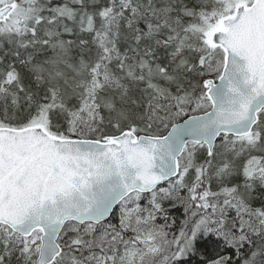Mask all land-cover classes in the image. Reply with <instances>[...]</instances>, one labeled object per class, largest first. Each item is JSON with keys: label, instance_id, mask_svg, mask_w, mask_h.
Returning <instances> with one entry per match:
<instances>
[{"label": "snow or ice", "instance_id": "snow-or-ice-1", "mask_svg": "<svg viewBox=\"0 0 264 264\" xmlns=\"http://www.w3.org/2000/svg\"><path fill=\"white\" fill-rule=\"evenodd\" d=\"M0 264H264V0H0Z\"/></svg>", "mask_w": 264, "mask_h": 264}]
</instances>
